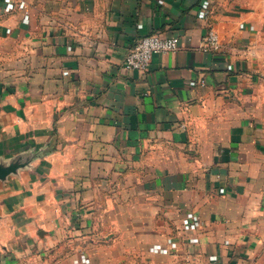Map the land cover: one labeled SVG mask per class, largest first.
Here are the masks:
<instances>
[{
    "label": "crops",
    "instance_id": "1",
    "mask_svg": "<svg viewBox=\"0 0 264 264\" xmlns=\"http://www.w3.org/2000/svg\"><path fill=\"white\" fill-rule=\"evenodd\" d=\"M0 264H264V0H0Z\"/></svg>",
    "mask_w": 264,
    "mask_h": 264
},
{
    "label": "built area",
    "instance_id": "2",
    "mask_svg": "<svg viewBox=\"0 0 264 264\" xmlns=\"http://www.w3.org/2000/svg\"><path fill=\"white\" fill-rule=\"evenodd\" d=\"M200 47L203 51H216L220 47V40L214 31H208L203 37ZM179 49V38L171 36L163 38L159 35H147L136 41L129 50L124 61V68L128 71L146 70L155 55L175 52Z\"/></svg>",
    "mask_w": 264,
    "mask_h": 264
}]
</instances>
